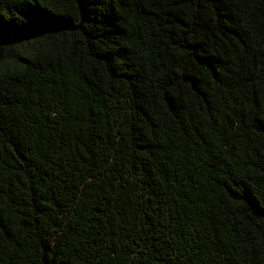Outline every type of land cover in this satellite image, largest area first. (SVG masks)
<instances>
[{"label": "trees", "instance_id": "1", "mask_svg": "<svg viewBox=\"0 0 264 264\" xmlns=\"http://www.w3.org/2000/svg\"><path fill=\"white\" fill-rule=\"evenodd\" d=\"M80 1L0 0V264H264V0Z\"/></svg>", "mask_w": 264, "mask_h": 264}, {"label": "water", "instance_id": "2", "mask_svg": "<svg viewBox=\"0 0 264 264\" xmlns=\"http://www.w3.org/2000/svg\"><path fill=\"white\" fill-rule=\"evenodd\" d=\"M76 2H77L79 13H80V23L77 26H75L73 28H70V30L79 29L81 27L82 23L84 22V19H85V12H84V8L82 6L81 1L80 0H76ZM41 29H44V30H47V31H56V30H60L61 28H58V27H40L37 30H41Z\"/></svg>", "mask_w": 264, "mask_h": 264}]
</instances>
